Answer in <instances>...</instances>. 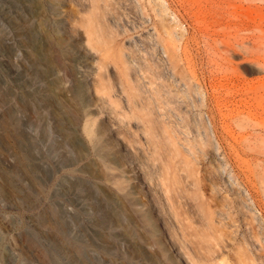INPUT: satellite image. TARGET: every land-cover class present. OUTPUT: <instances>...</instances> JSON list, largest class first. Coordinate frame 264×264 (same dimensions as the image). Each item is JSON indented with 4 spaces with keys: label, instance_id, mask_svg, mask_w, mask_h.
<instances>
[{
    "label": "rangeland",
    "instance_id": "374dc122",
    "mask_svg": "<svg viewBox=\"0 0 264 264\" xmlns=\"http://www.w3.org/2000/svg\"><path fill=\"white\" fill-rule=\"evenodd\" d=\"M0 264H264V0H0Z\"/></svg>",
    "mask_w": 264,
    "mask_h": 264
},
{
    "label": "bare ground",
    "instance_id": "6f19581e",
    "mask_svg": "<svg viewBox=\"0 0 264 264\" xmlns=\"http://www.w3.org/2000/svg\"><path fill=\"white\" fill-rule=\"evenodd\" d=\"M106 55H107V59H109L110 57H109V54L106 52Z\"/></svg>",
    "mask_w": 264,
    "mask_h": 264
}]
</instances>
